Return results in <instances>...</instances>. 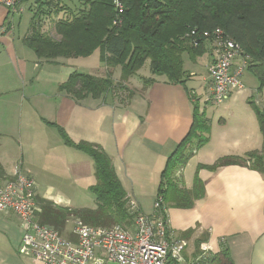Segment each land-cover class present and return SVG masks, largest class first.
Returning a JSON list of instances; mask_svg holds the SVG:
<instances>
[{
  "label": "crops",
  "instance_id": "1",
  "mask_svg": "<svg viewBox=\"0 0 264 264\" xmlns=\"http://www.w3.org/2000/svg\"><path fill=\"white\" fill-rule=\"evenodd\" d=\"M18 15L14 17L12 31L0 35V170L3 175L0 183L13 178L15 170L36 178L40 162L44 164L46 175L60 178L63 173L53 169L62 167V159H58L64 157L69 177L78 181L88 178L87 185L92 186L95 182L92 181L91 159L65 145L60 129L75 144L85 142L99 146L109 157L126 198L142 214L150 215L159 196L161 173L167 158L190 128L193 111L189 94L197 99L194 89L186 92L187 88L153 76L147 62L119 88L120 67L108 70L99 60L98 50L86 58L38 60L23 42L30 25L22 37L16 38ZM7 17V10L0 6V28ZM213 50L212 44L206 42L204 54L189 61V68L194 64L204 66L200 83L204 92ZM144 66L147 73L141 76ZM74 71L97 77H105L109 71L117 86L98 99L87 97L77 102L59 90ZM188 75L194 77L193 72ZM147 80L153 82L143 89ZM237 92L227 98L230 103L236 102ZM226 109L222 111L223 116L232 117L231 109L228 106ZM236 120L241 123L236 129L241 140L231 146L236 153L229 148L230 156L243 157L247 152L258 151L261 135L254 133L256 126L252 119H248L250 127ZM218 126L220 129L214 133L210 125L205 145L197 147L193 142L187 148L191 156L199 158L196 164L189 162L185 167L197 169L194 177L200 179L201 193L191 199L187 208H166L169 225L173 232L188 226L195 229L194 243H207L215 253L226 249L232 264H264V172L248 164L205 168L223 158L218 155L228 148L227 143L224 145L227 135L222 126ZM215 140L223 146L218 149ZM185 167H181L176 176L180 174L185 183L183 187L190 188L193 177L190 181V176L184 177ZM34 183L37 198L59 208L83 209L71 207L65 197L56 199L40 194L35 180ZM21 234L17 217L0 213V264H41L19 253Z\"/></svg>",
  "mask_w": 264,
  "mask_h": 264
},
{
  "label": "trees",
  "instance_id": "2",
  "mask_svg": "<svg viewBox=\"0 0 264 264\" xmlns=\"http://www.w3.org/2000/svg\"><path fill=\"white\" fill-rule=\"evenodd\" d=\"M24 2L32 14L30 28L23 42L38 60L86 58L98 50L99 60L108 70L120 67L119 88L147 62L153 76L164 77L166 83L186 89L185 80L189 75L184 70L183 59L187 56L189 61H195L201 57L206 43L204 39L191 36L190 31L219 28L241 47L244 58L250 57L251 64L247 65L246 70L258 81L257 91L260 92L264 87V0H78L79 5L72 8L63 5L58 7L59 3H54V0ZM116 2L121 7V13L117 11ZM47 26L49 35L42 29ZM152 82L145 81L143 89ZM115 85L117 83H114L109 71L105 77L74 71L59 90L78 102L87 97L98 99ZM189 97L193 104L191 125L186 136L167 158L158 192L165 202V192L176 189L180 196H187L188 207L191 199L200 195L202 185L195 180L190 198L184 188L177 189L172 173L187 163L189 145L195 142L200 147L208 142L210 127L204 108L199 109L198 100L192 93ZM250 105L263 136L261 149L247 152L243 157L220 158L205 168L212 170L233 164L249 165L252 160L254 162L249 167L264 172V110L258 109L253 103ZM59 132L65 145L86 154L93 163L96 182L89 187V192L95 199V207L59 208L36 196L34 220L55 231L63 228L71 216L93 227L130 224L132 215L127 211L126 194L109 157L99 146L85 142L75 144L63 131L59 129ZM162 207L166 209L163 203ZM200 244L196 242L197 251H200ZM206 260L209 264H232L226 249L210 254L197 264H207Z\"/></svg>",
  "mask_w": 264,
  "mask_h": 264
},
{
  "label": "built area",
  "instance_id": "3",
  "mask_svg": "<svg viewBox=\"0 0 264 264\" xmlns=\"http://www.w3.org/2000/svg\"><path fill=\"white\" fill-rule=\"evenodd\" d=\"M22 4L23 0H0L10 21L22 13ZM116 7L121 13L117 2ZM9 25L0 28V35L12 31L13 25ZM190 35L210 42L214 48L213 60L207 69L209 89L204 104L218 106L232 91L243 90L241 77L247 62L241 47L219 28L202 32L192 30ZM14 174L13 179L0 185V213H12L17 217L22 232L19 253L32 261L41 264H178L181 261L180 253L185 244L169 231V219L166 209H161V197L154 201L150 215L142 214L127 199V211L132 215L129 228L120 225L93 227L73 219L72 233L76 239L69 241L53 228L34 220L37 210L34 180L17 170ZM199 249V260L214 253L207 243L200 244Z\"/></svg>",
  "mask_w": 264,
  "mask_h": 264
},
{
  "label": "rangeland",
  "instance_id": "4",
  "mask_svg": "<svg viewBox=\"0 0 264 264\" xmlns=\"http://www.w3.org/2000/svg\"><path fill=\"white\" fill-rule=\"evenodd\" d=\"M44 1V0H42ZM59 3L58 7H60L61 5L65 6V7H77L78 4V0H54V3ZM22 6V14L16 16V26H17V22H18V29L15 31L16 34V38L19 36L22 37V35L24 34L25 30L28 28V26L30 25V18H31V10L28 6L27 3H24L21 5ZM32 10L35 9V7H31ZM67 12V11H66ZM15 17V16H14ZM42 20V19H40ZM5 24L4 25H14V21H10V19L5 20ZM42 23L45 24V26L47 25L43 20ZM40 24V22H39ZM3 25V26H4ZM9 25V26H10ZM42 29L44 31H46L48 33V35L50 34V29L47 26L46 28L42 27ZM186 73L189 74V72H193L194 73V77L192 78H186L185 80V85L186 88L188 90V92H191L190 90H193L195 94H197V104L200 110H202V108H204L205 113L207 114L206 116L209 118H207L209 120L210 125L213 128V131L215 133V131H218L220 129V126H222L224 133L227 135V139L224 142L227 143L225 146H228V148L226 147V151L223 152L222 154L218 155L219 157H226L227 155L230 156V149L236 153V150L232 149V145L234 144L235 141L240 142L241 140V136L238 135V133H236V129L237 127L241 126V123L238 122L236 120V118H238L241 122L243 126H248L249 125V118L252 119V124H254L256 126V129L254 130V133H259L261 135V140H260V144L262 147V143H263V136L261 134L260 131V127H259V123L258 120L256 118L255 112L252 109L250 103H253L258 109L260 110H264V87L261 89L260 92L257 91L258 89V81L256 80V78L253 76V74L248 71L245 70L242 77H241V83L244 86V90H241L239 92H237L236 98H235V103H230V101H228L227 99L224 100V102L220 103L218 106H214V105H209L206 106L204 104L205 99H206V94L208 92L209 86L206 83L205 85V92H204V86L201 83V76L204 75V66H196L195 64L193 66H191L192 68H189V65H191V63L189 62V59L186 56ZM246 62L247 65H249V63L251 64V59L249 56H246ZM147 65V64H146ZM147 66H144V68L141 70V76H145L147 73ZM188 76V75H187ZM200 85V86H199ZM194 87V88H192ZM234 93V91H232L229 96ZM228 96V97H229ZM190 101V100H189ZM191 109L193 111V104L191 103V101L189 102ZM226 106L229 107V110L231 109V111L229 112V115H233L232 117L226 116V114L223 116L222 111L227 110ZM224 120V122H223ZM250 127V126H248ZM221 133H217V135H220ZM217 148H221L223 145L218 144L217 140H215L214 143ZM259 147V148H260ZM230 148V149H229ZM192 149V148H190ZM198 149V148H197ZM261 149V148H260ZM259 149V150H260ZM174 152V148L171 150ZM229 152V153H228ZM238 152V151H237ZM235 153L233 155H235ZM172 154V153H171ZM170 156V155H169ZM244 156V155H243ZM64 157H61L58 160L62 161L60 162V165L62 167L58 168V169H53L56 172H59V174L63 173V176L60 178H55L54 174H51L52 177H50L49 175H46L45 171H44V164L43 162H40L38 164L39 169L37 170V176L36 178H33L35 180V182L37 183V191L40 194H49L51 196H53V198L56 199H60V198H67L72 205H70L73 208H83V209H92L95 207V199L93 197V195L89 192V179H81V180H75L73 177H69V170H67V161ZM199 158H197L195 155H190L189 159L187 161L186 164H188L189 162L195 163V161H197ZM92 162V161H91ZM254 161H250L249 165L252 164ZM49 164V163H47ZM185 164V165H186ZM196 164V163H195ZM185 165L183 167H185ZM55 166V164H54ZM53 165H51V168L54 167ZM91 166L93 167V164L91 163ZM55 168V167H54ZM195 166L192 168L191 170V166L189 167H185V172H184V177L185 176H190L188 178V181L192 179V185L190 188H185L184 186V181L182 182L181 180V176L179 174V177L176 176L178 175V170L175 171L174 173H172V179L176 182V186L177 189H182L184 188V190H186L189 193V197L191 198V189L193 187V184L195 183V180H197L200 184V179L199 177H194L196 170L194 169ZM48 170H50L48 168ZM92 181L96 182V179L94 177V167H93V175H92ZM4 182H1L0 185H2ZM88 187V188H87ZM60 191V192H57ZM177 190H167L165 192V196H166V201L164 202V207L165 208H174L175 206H179V207H188V201L186 199V195L184 196H180L179 194H177L176 192ZM64 210V209H63ZM145 212V211H143ZM58 213H60L58 211ZM73 219H79L78 217L75 216H71L68 218L65 226L63 228H58L57 231L59 233V235L64 238L67 239L69 241H74L76 239L75 235L72 233V220ZM132 224V221L130 222V224L128 225H123L124 227L129 228L130 225ZM113 226V225H111ZM110 227V226H109ZM169 231L171 232L172 236L177 239L178 241L183 242L184 248L182 250V252L180 253V257H181V261L178 262V264H197L199 261V256H200V251H197L196 249V243L193 242V235L192 233L195 232V229L191 228L190 226H188L187 229L182 230V231H178L176 230V232H173L170 225H169ZM215 253V252H214ZM213 254V253H212ZM208 255H204L203 257H207ZM211 257H209L208 259H210ZM207 259V260H208ZM206 260V261H207ZM114 264V263H112ZM206 264V262H205ZM207 264H209V261H207Z\"/></svg>",
  "mask_w": 264,
  "mask_h": 264
}]
</instances>
